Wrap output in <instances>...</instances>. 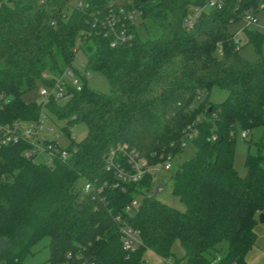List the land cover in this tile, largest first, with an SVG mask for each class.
<instances>
[{
	"label": "trees",
	"instance_id": "16d2710c",
	"mask_svg": "<svg viewBox=\"0 0 264 264\" xmlns=\"http://www.w3.org/2000/svg\"><path fill=\"white\" fill-rule=\"evenodd\" d=\"M203 3L0 0V125L37 119L40 105L24 103L21 95L47 85L42 74L71 67L75 49L84 53L83 70L101 75L108 86L98 93L82 81L68 100L44 103L46 116L64 122L66 137L70 126H85L81 140H69L64 162L48 167L25 160L22 142L0 147V264H20L42 238L46 264H60L66 253L71 264H141L145 251L160 264H247L264 204V32L243 29L244 45L257 55L247 61L227 27L244 9L264 12V0H223L185 30L189 8ZM120 10L135 12L133 23H125L131 40L110 47L111 38H103L94 21ZM212 88L225 92L220 103L208 101ZM188 124L196 130L187 146L192 154L161 178L171 182L182 211L146 197L149 174L115 186L103 170V156L116 145L150 166L163 153L174 159L183 151L177 142ZM236 126L262 130L242 176L233 168ZM78 180L105 186L79 197ZM131 200L137 208L128 224L138 245L126 252L114 218Z\"/></svg>",
	"mask_w": 264,
	"mask_h": 264
},
{
	"label": "built area",
	"instance_id": "2783aa9c",
	"mask_svg": "<svg viewBox=\"0 0 264 264\" xmlns=\"http://www.w3.org/2000/svg\"><path fill=\"white\" fill-rule=\"evenodd\" d=\"M222 1L204 0L203 5L190 7L182 20V27L185 30L191 29L194 21L202 12L220 8ZM77 5L78 7L81 6L79 3ZM261 8L262 6L258 7V9ZM134 18L135 12L133 10L129 12L120 10L117 14L110 13L100 20L96 19L94 24L99 28L100 32L98 31V33L103 38L107 36L111 38L109 45L110 47H114L131 40V35L125 33V23L129 22L132 24ZM240 19L246 25L256 24L254 14L247 9L241 11ZM234 42L237 43L235 40ZM81 70L82 75L72 67L63 69L56 76L42 74V79L48 81V84L41 85L38 89V94L44 99V102L40 105L37 119L32 122H12L0 125V147L22 142L25 144V148L21 151V156L25 160L48 167L56 161L64 162L71 155L67 147L65 149L59 147L56 134L48 139V136L42 133V123L47 118L43 105L48 99L64 102L69 99L71 91L79 92L82 81H85L88 77V73L83 70V64H81ZM195 134L194 124L186 125L177 142L178 148L185 149ZM241 138H246V131L242 130ZM172 160L173 156L171 153H163L160 154L158 162L150 166L145 159L137 156L132 150H126L124 145H116L114 149L109 150L103 156V170L111 173L115 186L139 183L146 174H149L150 181L145 195L148 198H155V194L161 192V188L159 187L161 178L171 171ZM104 186L105 183H102L101 186L94 187L91 182L83 181V186L79 190V193L82 196L89 193H98ZM136 208L137 201L131 200L123 207L120 216L114 218L117 224L121 248L126 252H133L138 245V234L128 224V218L132 216ZM261 212L264 214V204ZM70 258V253H66L65 260L60 264H71L69 262ZM166 262L170 264L169 260Z\"/></svg>",
	"mask_w": 264,
	"mask_h": 264
},
{
	"label": "rangeland",
	"instance_id": "374dc122",
	"mask_svg": "<svg viewBox=\"0 0 264 264\" xmlns=\"http://www.w3.org/2000/svg\"><path fill=\"white\" fill-rule=\"evenodd\" d=\"M256 20L255 25H246L243 20L239 19L227 27V32L233 37L235 41H238L239 55L241 58L247 61H254L257 55L254 53L253 49L249 45H244L246 42L243 29L246 27L248 29L256 30L258 32H264V12L258 11L254 14ZM76 42V48H77ZM75 54L73 56L71 67L75 69L78 73L82 75L81 64L84 62L85 56L80 49H75ZM86 87L96 91L98 93H107L108 86L105 79L96 73H88V77L85 80ZM41 85L36 84V86L30 91L21 95V100L24 103H35L36 105H41L44 99L39 96L38 89ZM225 97V92L220 91L216 88H212L208 95V101L213 104L220 103ZM64 122H59L56 120H51L48 116L42 123V133L48 136V139L52 138L55 134L57 135V143L60 148L65 149L68 146L69 140L77 142L85 136V126L82 123H77L70 126L69 136L66 137L63 130ZM242 130L239 127L234 129V154H233V168L239 176L244 174L243 161L245 156L248 154H255V142L261 137L262 130L260 127H255L249 131H246V138H241ZM192 154V149L189 147L183 149L179 156L174 157L172 160L171 172L175 170V167L181 161L187 159ZM83 186V181L78 180L76 187L80 190ZM161 192L155 194V199L166 205L182 211L183 205L178 202L176 198L171 195V182L166 180L164 183H159ZM79 197L82 194L79 193ZM264 217V214H263ZM256 225V224H255ZM254 233L256 235L255 242L252 248L248 251L251 254L249 260L250 264H264V223L254 226ZM47 238H42L37 243H35L31 249L30 254H28L20 264H46L48 259V251L46 248ZM224 250V243L219 245V250L214 254L215 260L220 257ZM174 257L179 259L180 253L174 247L172 249ZM161 261L158 257L152 254L150 251H145L142 255L141 264H160ZM172 264V261H170ZM177 264H183L181 260Z\"/></svg>",
	"mask_w": 264,
	"mask_h": 264
},
{
	"label": "crops",
	"instance_id": "0c3cea01",
	"mask_svg": "<svg viewBox=\"0 0 264 264\" xmlns=\"http://www.w3.org/2000/svg\"><path fill=\"white\" fill-rule=\"evenodd\" d=\"M262 215H263V214H262ZM263 223H264V217H263V222H262V223H259V224H263ZM256 225H258V222H256ZM256 225H255V226H256ZM250 258H251V254H249V252H247L246 255H245V257H244V260H245V262H246L247 264H250V263H249Z\"/></svg>",
	"mask_w": 264,
	"mask_h": 264
},
{
	"label": "water",
	"instance_id": "95a60500",
	"mask_svg": "<svg viewBox=\"0 0 264 264\" xmlns=\"http://www.w3.org/2000/svg\"><path fill=\"white\" fill-rule=\"evenodd\" d=\"M143 1V0H141ZM257 222L258 223H262L263 222V215L262 214H259L258 217H257Z\"/></svg>",
	"mask_w": 264,
	"mask_h": 264
}]
</instances>
